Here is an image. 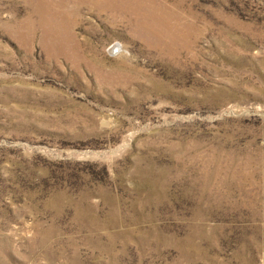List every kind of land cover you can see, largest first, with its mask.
Wrapping results in <instances>:
<instances>
[{"label":"rangeland","instance_id":"374dc122","mask_svg":"<svg viewBox=\"0 0 264 264\" xmlns=\"http://www.w3.org/2000/svg\"><path fill=\"white\" fill-rule=\"evenodd\" d=\"M0 264H264V0H0Z\"/></svg>","mask_w":264,"mask_h":264}]
</instances>
